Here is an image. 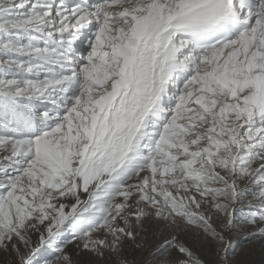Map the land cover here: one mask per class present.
<instances>
[{"label": "snow or ice", "instance_id": "6c2138e0", "mask_svg": "<svg viewBox=\"0 0 264 264\" xmlns=\"http://www.w3.org/2000/svg\"><path fill=\"white\" fill-rule=\"evenodd\" d=\"M238 226L264 253V0H0L4 264H212Z\"/></svg>", "mask_w": 264, "mask_h": 264}, {"label": "rangeland", "instance_id": "374dc122", "mask_svg": "<svg viewBox=\"0 0 264 264\" xmlns=\"http://www.w3.org/2000/svg\"><path fill=\"white\" fill-rule=\"evenodd\" d=\"M241 228L242 226H238L237 230L233 232L231 243L225 246L220 255H216L210 247L206 246L200 249L201 256L211 261L212 264H221L223 260H227L229 264H264V253H262L259 243L246 238V234ZM131 255L137 259H149L147 253L131 252ZM6 259L7 257L0 253V264H4ZM81 259L85 264H109L108 261H96L89 256Z\"/></svg>", "mask_w": 264, "mask_h": 264}, {"label": "bare ground", "instance_id": "6f19581e", "mask_svg": "<svg viewBox=\"0 0 264 264\" xmlns=\"http://www.w3.org/2000/svg\"><path fill=\"white\" fill-rule=\"evenodd\" d=\"M86 198V197H85Z\"/></svg>", "mask_w": 264, "mask_h": 264}]
</instances>
